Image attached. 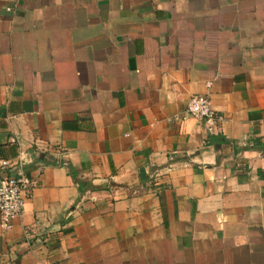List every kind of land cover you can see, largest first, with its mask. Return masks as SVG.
<instances>
[{"label":"crops","instance_id":"0c3cea01","mask_svg":"<svg viewBox=\"0 0 264 264\" xmlns=\"http://www.w3.org/2000/svg\"><path fill=\"white\" fill-rule=\"evenodd\" d=\"M20 159L0 264H264V0H0V161Z\"/></svg>","mask_w":264,"mask_h":264},{"label":"built area","instance_id":"2783aa9c","mask_svg":"<svg viewBox=\"0 0 264 264\" xmlns=\"http://www.w3.org/2000/svg\"><path fill=\"white\" fill-rule=\"evenodd\" d=\"M210 86L209 83L208 87ZM184 114L203 122L211 132L224 121V117L215 110L207 94L193 95L185 107ZM24 165L22 159L14 163L0 161V167L9 171L8 175L1 178L0 183V226L5 231L11 230L14 223L22 218L27 194L34 184L24 172Z\"/></svg>","mask_w":264,"mask_h":264},{"label":"water","instance_id":"95a60500","mask_svg":"<svg viewBox=\"0 0 264 264\" xmlns=\"http://www.w3.org/2000/svg\"><path fill=\"white\" fill-rule=\"evenodd\" d=\"M0 183H1V178H0Z\"/></svg>","mask_w":264,"mask_h":264}]
</instances>
